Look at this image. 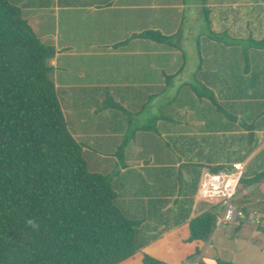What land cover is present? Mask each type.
Returning a JSON list of instances; mask_svg holds the SVG:
<instances>
[{
  "label": "trees",
  "instance_id": "1",
  "mask_svg": "<svg viewBox=\"0 0 264 264\" xmlns=\"http://www.w3.org/2000/svg\"><path fill=\"white\" fill-rule=\"evenodd\" d=\"M243 1L248 0H198L207 33L194 41V72L190 81L181 80L172 88L167 102L171 108L166 107L170 114L160 109L154 118L159 123L151 121L147 132L154 138L140 147L141 169L126 143L114 147L117 162H97L94 144L71 136L52 79L54 47L34 34L18 0H0V264H119L157 238L161 225L166 229L186 221L203 170L230 171L232 162L249 157L239 186L250 191L264 180V47L250 35L246 16L252 13ZM132 3L139 6L133 29L138 32L129 36L145 45L139 48L149 53L143 58L154 62L155 84L171 86L185 67L180 0ZM213 67L217 69L211 71ZM199 107L214 110L219 121L246 127L245 137L229 138V158L212 164L185 160L191 157L187 140L194 138L183 134L190 131L186 128L180 135H166V142L162 139L174 115L184 122ZM244 114L254 116L244 121ZM217 161L221 163L214 165ZM122 168L125 172L119 176ZM176 192L179 199H170ZM235 195L232 205L238 202ZM200 203L204 211L189 220L188 241L206 240L217 226L219 203ZM257 204L249 206L244 199V205H234L243 214L236 228L251 223ZM141 211L150 215L147 223ZM253 228L264 231V217ZM143 263L158 261L144 256Z\"/></svg>",
  "mask_w": 264,
  "mask_h": 264
},
{
  "label": "crops",
  "instance_id": "2",
  "mask_svg": "<svg viewBox=\"0 0 264 264\" xmlns=\"http://www.w3.org/2000/svg\"><path fill=\"white\" fill-rule=\"evenodd\" d=\"M122 1L123 3H117V0H18L21 4L20 14L27 23L30 18L42 19V28L37 30V34L34 33L40 41L47 42L55 49L54 56L50 60V64L56 69L52 79L55 81L67 127L71 136L79 142L91 141L94 144L95 152L92 155L96 156L94 161L97 162L104 159L112 163L117 162L116 158L112 157L115 152L114 147L123 143L132 147L129 155L134 154L135 159L140 161L137 157L141 145H149L153 142L154 135L150 138L146 133L151 127L147 124L152 120L155 123L156 115L153 116L152 112L145 111L146 116H140L136 122L130 114L139 113L136 115L138 117L149 103H152L151 110H154L153 99L170 88L162 83L155 84L154 62L143 58L142 55L149 53L142 52L139 48L145 45H139L137 40L129 36L132 32H138L133 29L137 27L139 16L135 10L139 6L132 3V0ZM212 6L213 4H210V7ZM242 6L252 13L246 16L248 17L246 20L250 23L248 27H251L249 29L251 37L264 47V0L243 1ZM177 7L183 11L185 1L180 0ZM258 9L261 11L258 12ZM38 12L45 13L39 15ZM30 26L32 27V24ZM108 34L113 35L116 40H108ZM258 59L263 62L261 57ZM210 69L215 71L217 68ZM261 72L264 75V63ZM261 90L264 91V87ZM261 97L263 99L264 93ZM134 105L136 110L131 108ZM159 121L156 123L158 124ZM178 125L177 131L171 129L169 134L163 131L162 136L180 135L181 132L178 131L180 129L182 131L186 123L179 122ZM144 138L146 140L142 142ZM261 145H264V141ZM134 146L139 147L134 149ZM249 159L248 157L241 163L245 166ZM219 163L221 162L217 161L214 165ZM142 167L140 161L138 168L142 169ZM113 169L112 165L110 170ZM124 170L120 169L119 176L125 172ZM169 197L166 195V198ZM174 198L179 199L177 192L170 197V199ZM259 201L264 204L262 196ZM163 210L165 209L162 208ZM203 211L202 203L194 194L185 222L170 223L166 229L161 225L163 232L157 238L152 239L132 257L119 264H144V256L158 261V264H205L209 260L207 254L214 245V239L217 247L224 244H220L223 236L216 233L219 228H214L204 241H188V222ZM261 215L264 217V213ZM247 224L249 223L242 225L247 226ZM238 225L235 224V231ZM256 231H252L254 236ZM238 235L237 231L233 233L234 237ZM242 236L247 238L245 235ZM247 239L254 244L252 242L254 239ZM262 250L264 252V247L258 249L260 252ZM261 255L264 254L260 253L262 259ZM226 263L233 264L232 261L223 262Z\"/></svg>",
  "mask_w": 264,
  "mask_h": 264
},
{
  "label": "rangeland",
  "instance_id": "3",
  "mask_svg": "<svg viewBox=\"0 0 264 264\" xmlns=\"http://www.w3.org/2000/svg\"><path fill=\"white\" fill-rule=\"evenodd\" d=\"M184 1H185V8L183 10L184 19L182 22V31H181L182 33L180 37V44L185 54V64H184L185 67L183 68L181 73H179L177 78L176 77L173 78L174 81H172L173 83L171 85L173 87L170 86V88H167V90H164L162 94H159L157 98L153 99L154 101L153 105L155 108L154 110H151L152 103L151 104L149 103L145 108L142 109V113L138 117L136 115H138L139 113L130 114V115H133V118L136 122L138 121L137 118H139L140 116L141 117L146 116L145 111L152 112L153 116L155 115L159 116L160 115L159 113H161L160 111H162L160 109H163L164 113H166L167 115L170 114L169 108L171 107L169 104H167V102L170 99V95L174 91L172 88H175V86L179 84V80L181 78H182L181 80L183 81L191 80V77H192L191 75L194 72V66L197 63L194 57V54H195L194 41L196 42V39H198L199 34L201 32L207 33V29H205L206 24L203 23L201 20L203 13H200V10L198 9L199 8L198 0H184ZM44 13L45 12H38L39 15H43ZM29 23L32 24V27L30 26ZM29 23H28L29 27L36 34H37V30L42 28V19H39L37 17L30 18ZM96 32H98V30H96ZM99 32L101 33V30H99ZM93 37L95 36L93 35ZM131 108L133 110H136L135 105L132 106ZM217 116L218 115L214 114V110H210L209 108L208 109L201 108V107L196 108V113H192L191 115H186V118H185V123H186L185 128L186 129L185 130L189 129L190 131H185V132L183 131L184 132L183 134H188V135L191 134L192 136H194L195 139L193 138L192 140V138L191 139L188 138L187 140L186 149H187V152L190 153L191 157H190V160L186 157H183L185 160L191 161V163L210 162L212 164V162L217 159H227L230 157V153L233 147V146H229V144L230 145L232 144L229 138L232 136H235L233 134H238V135L240 134V135H243L244 137L246 136L245 135L247 134V130L245 129L246 127L244 126L238 127L239 122L235 123V126H233L232 124L229 125V123L224 122V120L219 121ZM253 116L254 114L253 115L244 114L242 118L244 119V121H246L247 119H250ZM183 119L184 117H178V115H174L175 122H169L170 131L171 129H174L177 131L178 122L182 123ZM249 123H251V121H249ZM150 124L151 123L149 122V124L147 125L151 126ZM201 125H203V129H205L204 131L203 129H201L202 128ZM251 126L255 127V124L252 123ZM191 130H193L192 133H191ZM144 132L146 133V131ZM146 135H148V133H146ZM187 137H191V136H187ZM246 138L243 141L247 142L248 139ZM162 139L165 140L166 138L164 137ZM145 140L146 139L144 138L141 141L145 142ZM234 140L235 139H233V141ZM166 141L167 140H165L164 142ZM173 146L174 145L172 142V144H170L169 147L173 148ZM137 147L139 146H134V149H136ZM104 148H110V147L104 146ZM257 151L258 149H256L255 152ZM172 154H175V153H172ZM237 191L238 193H236L235 198L237 199L238 202H233V205L237 207H239V204L244 205V199L249 206L251 202H254V203L259 202V204H257L256 207L254 206L253 210H255V215L257 217H262L261 213L259 212V209L264 208V204L260 203V201H257V199H261V196H262V199L264 198V193H263L264 180L258 183L257 187L250 186V191L247 189H241V186H239ZM239 201H242V203H239ZM216 208H217L216 210L217 215H219L218 218H220L221 215L223 214V206L221 205V203H219V206H216ZM140 213H142V215H144L147 218L146 219L145 217H143L146 219V223H147L150 220L149 218L150 215L148 217L147 215H145L144 211H141ZM151 219L153 218L151 217ZM228 223L230 224H227V226L225 224L221 225L219 229L215 227L217 229L216 233H219L220 235L223 236L222 237L223 239H221L220 244H224V246L222 245V246L217 247L216 239H214V242H213L214 245L211 247L209 254H207L209 263L208 261H206L205 264L206 263L207 264H220L226 261H232L233 264H264V255H261V257L263 256L262 259L260 258V253L264 254V252L263 250L261 252L258 251V249H262L264 247V231L258 230L257 232L256 231L257 229L253 228V223H255L253 221L252 223L247 224V226L241 225L239 228H237L236 231L239 233V235L234 237L233 233L236 232L234 228H235V224L237 223L233 221H229ZM249 226L253 228L252 231L254 230L256 231L255 232L256 236L252 234V231H251L252 228ZM143 230L144 229L142 227L140 230L142 231L140 232L141 237L146 236V234L143 233ZM242 235H245L247 238L254 239L252 242L255 245L252 244L251 242H248L251 240H248L247 238H243ZM202 259H205V258H202Z\"/></svg>",
  "mask_w": 264,
  "mask_h": 264
},
{
  "label": "built area",
  "instance_id": "4",
  "mask_svg": "<svg viewBox=\"0 0 264 264\" xmlns=\"http://www.w3.org/2000/svg\"><path fill=\"white\" fill-rule=\"evenodd\" d=\"M244 169L243 163H232L230 171L210 172L203 171L199 178L196 191V198L208 202H218L223 206V214L219 218L218 224H226L229 221L242 219L243 214L231 204V199L235 195L239 185V180ZM253 224L259 222L256 215L252 218Z\"/></svg>",
  "mask_w": 264,
  "mask_h": 264
},
{
  "label": "clouds",
  "instance_id": "5",
  "mask_svg": "<svg viewBox=\"0 0 264 264\" xmlns=\"http://www.w3.org/2000/svg\"><path fill=\"white\" fill-rule=\"evenodd\" d=\"M236 163H241V162H236ZM199 183V182H198ZM197 187H198V184H197ZM238 187H239V185H238ZM197 191V190H196ZM195 197H196V194H195ZM197 199V198H196ZM197 200H200V199H197ZM205 201V200H204ZM209 203H211V202H209ZM219 221V220H218ZM236 221V220H235ZM235 221H233V222H235ZM236 223V222H235ZM226 224H229V223H226ZM225 224V225H226ZM217 225L219 226V225H224V224H222V223H220V224H218V222H217Z\"/></svg>",
  "mask_w": 264,
  "mask_h": 264
}]
</instances>
